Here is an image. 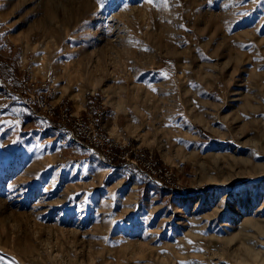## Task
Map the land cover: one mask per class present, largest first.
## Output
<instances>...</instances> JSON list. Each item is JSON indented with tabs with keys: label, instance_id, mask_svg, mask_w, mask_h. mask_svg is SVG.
<instances>
[{
	"label": "rangeland",
	"instance_id": "obj_1",
	"mask_svg": "<svg viewBox=\"0 0 264 264\" xmlns=\"http://www.w3.org/2000/svg\"><path fill=\"white\" fill-rule=\"evenodd\" d=\"M0 56L184 186L140 198L0 77V264H264V0H0Z\"/></svg>",
	"mask_w": 264,
	"mask_h": 264
},
{
	"label": "built area",
	"instance_id": "obj_2",
	"mask_svg": "<svg viewBox=\"0 0 264 264\" xmlns=\"http://www.w3.org/2000/svg\"><path fill=\"white\" fill-rule=\"evenodd\" d=\"M28 100H23L34 111L35 115L46 119L49 125L57 127L71 143L82 146L97 155L111 166L121 161V166H129L134 173L143 174L157 188L178 194L184 186L177 178L171 167L159 162L152 151L138 145L121 142L108 131L103 130L102 122L107 115L100 106L85 104V112H73L67 104L58 108L47 96L41 97L38 93L28 91ZM58 123L54 125L52 119ZM113 159L116 162H113Z\"/></svg>",
	"mask_w": 264,
	"mask_h": 264
},
{
	"label": "trees",
	"instance_id": "obj_3",
	"mask_svg": "<svg viewBox=\"0 0 264 264\" xmlns=\"http://www.w3.org/2000/svg\"><path fill=\"white\" fill-rule=\"evenodd\" d=\"M0 77L6 80L9 87L13 90V93L10 94L11 100L8 103V105L19 121H22L23 117H33L34 120L37 122H40L42 120L47 121L46 119L36 116L34 111L23 100V98L20 95L16 94V92H19L28 100V94H25V86H24L25 77L23 73H17L13 68L11 62L8 61L7 59L2 58L1 56H0ZM52 121L54 125L58 123V120L56 118H53ZM53 129H58V128L53 127ZM79 148L88 150L82 146H79ZM113 162H116V160L113 159ZM116 163H121V161L118 160ZM123 169L125 172V180L134 179L138 182L139 197L142 198L145 195V192L148 189V187H152L153 184L150 181H148L143 174L134 173L131 167L123 166Z\"/></svg>",
	"mask_w": 264,
	"mask_h": 264
},
{
	"label": "bare ground",
	"instance_id": "obj_4",
	"mask_svg": "<svg viewBox=\"0 0 264 264\" xmlns=\"http://www.w3.org/2000/svg\"><path fill=\"white\" fill-rule=\"evenodd\" d=\"M108 169H109L108 165H105L104 168H103V171L106 172Z\"/></svg>",
	"mask_w": 264,
	"mask_h": 264
}]
</instances>
